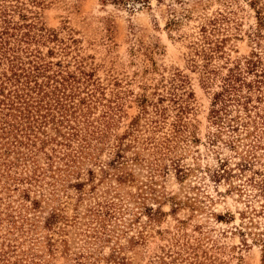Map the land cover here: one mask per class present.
<instances>
[{
  "label": "rangeland",
  "instance_id": "1",
  "mask_svg": "<svg viewBox=\"0 0 264 264\" xmlns=\"http://www.w3.org/2000/svg\"><path fill=\"white\" fill-rule=\"evenodd\" d=\"M253 2L137 0L119 6L102 0H0V25L6 21L18 28V39L28 35L17 46L21 61L26 67L51 63L50 74L62 70L80 78L73 86L77 99L89 106V131L106 135L102 144L92 141L100 164H83L82 174L87 168L95 172L94 193L77 210L73 198L62 197L66 215L78 213L81 222L65 227L68 253H83L85 259H67L58 244L53 259L41 264H264L253 242L264 238V198L255 197L246 183L249 172L214 182L217 157L228 158L234 170L238 158L208 140L215 132L208 113L219 90L218 73L224 75L232 62L252 53L264 61V29L255 37ZM171 20L176 24L169 25ZM209 46L216 52L208 65L218 73L206 86L202 51ZM179 104L185 112L178 132ZM260 141L255 168L263 170L264 138ZM120 142L127 160L123 169L132 177L123 185L110 178L111 169L107 178L99 172ZM114 194L130 211L109 242L95 245L83 214L100 197L116 200ZM113 253L116 259H107Z\"/></svg>",
  "mask_w": 264,
  "mask_h": 264
},
{
  "label": "trees",
  "instance_id": "2",
  "mask_svg": "<svg viewBox=\"0 0 264 264\" xmlns=\"http://www.w3.org/2000/svg\"><path fill=\"white\" fill-rule=\"evenodd\" d=\"M135 1L102 0L103 3L119 6L133 5ZM252 6L258 23L255 37H261L264 3L254 0ZM1 24L0 264H41V259H53L58 244L68 255L67 259H85L83 253H68L65 227L70 223L75 227L81 222L78 213L72 217L66 215L68 203H63L62 197L73 198L74 210H77L88 195L94 193L95 172L87 168L85 175L82 174L83 164L86 161L92 162V165L100 164L93 156L97 147L92 146V141L102 144L106 135L103 130L89 131L92 124L87 115L89 106L85 99H77L79 92L73 86L80 82V78L67 73L66 76L62 70L50 74L51 63L29 62L26 67L19 58L17 46L28 35L23 34L18 39V28L10 27L6 21ZM172 24L176 23L171 20L169 25ZM201 32L206 33L205 28ZM213 52L216 49L210 46L202 51L206 61L202 69L206 86L213 82L210 76L218 73L208 65ZM217 76L219 90L213 94L208 113L215 132L208 140L212 146L216 142L222 143L223 147L237 155L238 161L234 170L228 158L217 157L219 166L212 171L211 177L214 182L229 181L249 172L246 183L255 190V197L264 198V169L255 168L259 163L255 152L263 146L260 140L264 138L263 58L258 53H252L242 61L232 62L226 67L224 75L218 73ZM180 98L173 104H177ZM176 108L178 122L175 128L179 132L183 127L181 115L185 107L179 104ZM157 112L162 117L165 109H158ZM244 139L250 141L244 144L241 142ZM75 141L76 147L73 146ZM236 145L245 147V150L238 151ZM124 151L121 142L116 144L113 158L99 167L103 178H107V170L111 169L110 178L117 185L126 184L131 177L123 169L127 164ZM86 185H89L88 189ZM14 195L17 196L15 199ZM129 197L133 198V195ZM115 198L100 197L85 209L83 218L89 219L87 237L95 245L109 242L115 233L113 228L119 227L117 222L122 221L120 219L125 212L130 211L122 202L124 199L117 195ZM142 207L145 212L152 210ZM253 242L259 245L264 258V238L253 239ZM114 249L120 250L121 247H113L116 251ZM107 259L116 257L113 253Z\"/></svg>",
  "mask_w": 264,
  "mask_h": 264
}]
</instances>
